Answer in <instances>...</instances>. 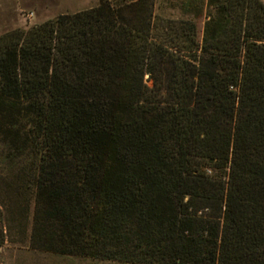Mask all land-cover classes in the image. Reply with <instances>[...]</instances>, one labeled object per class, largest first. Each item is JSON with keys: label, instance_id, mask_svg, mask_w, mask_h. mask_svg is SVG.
<instances>
[{"label": "trees", "instance_id": "1", "mask_svg": "<svg viewBox=\"0 0 264 264\" xmlns=\"http://www.w3.org/2000/svg\"><path fill=\"white\" fill-rule=\"evenodd\" d=\"M156 3L0 38V136L36 166L32 247L264 264V2L183 0V19Z\"/></svg>", "mask_w": 264, "mask_h": 264}, {"label": "rangeland", "instance_id": "2", "mask_svg": "<svg viewBox=\"0 0 264 264\" xmlns=\"http://www.w3.org/2000/svg\"><path fill=\"white\" fill-rule=\"evenodd\" d=\"M100 0H0V38L28 30L61 15L95 8ZM183 0H157L155 12L173 19L185 18ZM264 2V0H263ZM205 17L197 20L199 39ZM145 80L149 85L148 76ZM35 164L0 136V264H123L35 250L32 233L36 210Z\"/></svg>", "mask_w": 264, "mask_h": 264}]
</instances>
